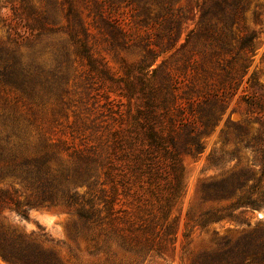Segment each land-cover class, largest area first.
<instances>
[{
	"label": "trees",
	"instance_id": "16d2710c",
	"mask_svg": "<svg viewBox=\"0 0 264 264\" xmlns=\"http://www.w3.org/2000/svg\"><path fill=\"white\" fill-rule=\"evenodd\" d=\"M257 1L0 0V10L10 9L8 17L0 15V84L28 108L22 118L0 113L4 260L62 264L1 219L4 209L26 219L27 208L40 205L71 208L85 228L86 251L103 252L102 264H142L163 257L175 240L178 214L171 216V209L184 192L182 156L200 155L204 138L214 131L247 73L258 30L247 27L246 13L251 10L253 22L260 23ZM195 14L197 25L180 43L176 65L169 68L164 60L155 65ZM96 37L117 58L120 75L110 73L93 54L90 40ZM122 52L136 59L129 61ZM254 75L252 71L245 79L248 86L255 83ZM71 76L82 93L81 105L69 115L62 104ZM98 78L116 83L126 99L125 111L113 108L107 96L97 109L95 100L88 105ZM238 99L245 105L241 119L231 118L232 108L220 128L226 149L206 156L219 172L199 184V206L185 213L180 256L188 264H264V224L236 236H214L211 246L187 252L193 228L222 221L249 226L239 214L264 210V93H242ZM52 100L56 108L39 110ZM42 115L46 120L36 123ZM81 187L85 189L79 192ZM130 193L135 211L114 209L118 195ZM112 245L131 257L114 260Z\"/></svg>",
	"mask_w": 264,
	"mask_h": 264
},
{
	"label": "rangeland",
	"instance_id": "374dc122",
	"mask_svg": "<svg viewBox=\"0 0 264 264\" xmlns=\"http://www.w3.org/2000/svg\"><path fill=\"white\" fill-rule=\"evenodd\" d=\"M260 5V23H254L251 10L246 13V25L249 29L258 30V37L255 40L256 49L252 56V61L248 67L247 73L244 76L242 83L237 89L235 95L232 97L228 107L225 109L219 123L216 125L214 131L204 138V149L197 158H193L188 155L182 156V165L184 169L183 173V194L175 201L171 209V216L178 214L177 228L175 233V240L172 245L165 251L163 257L153 256V258H146L142 264H188V260L183 257L181 260V245L184 242L182 232L184 228L185 213L189 207L197 209L199 206L200 198L198 196L197 187L199 184L207 178L216 175L219 170L213 166H210L206 161L207 154L213 150L226 149L221 143L220 128L224 124V120L228 113L231 112V118L233 120L241 119L242 113L245 110V105L239 102V95L242 93L251 94L264 93V0H258ZM259 8V7H258ZM123 9V8H122ZM120 8L119 11H122ZM125 10V11H124ZM123 10L122 17H125V21L129 20V12L126 9ZM10 14L9 6L2 7L0 15L8 17ZM198 22V14L191 16L187 19L181 29L180 36L176 44L171 48L161 53L156 62L159 64L162 60L170 68L176 65L178 58L181 56L180 43L185 39L189 30L196 27ZM3 29L0 27V34ZM92 52L96 57L102 58L106 62L107 67L114 76L120 75L119 62L111 52L105 49V45L97 37L91 38ZM124 57L133 61L136 56L129 52H122ZM255 71L254 78L255 83L252 86H248L245 83V79L252 72ZM70 77L69 82L66 84L67 92L63 93L65 103L62 104V112H66L69 115L72 114L75 106L81 105L79 96L81 90L76 87L75 80ZM92 98L88 101V105H92V101L95 100L94 108H99L98 105L106 102V100L112 101L113 108L118 106L121 110H126V99L119 94L116 83L108 79H96L94 87L90 90ZM105 96L108 98L105 99ZM70 100V102H69ZM75 103V105H73ZM123 103L122 105H119ZM55 107L54 100L47 103L46 108L42 107L41 111L50 112L51 108ZM131 113L134 112V104L130 105ZM27 105L23 102L16 93L9 90L0 84V113L15 116L16 118H22V114H25ZM43 113V112H42ZM41 116V115H40ZM44 118V115H42ZM60 116V114H58ZM126 115L124 114V118ZM38 117L36 123L46 120V117L40 120ZM71 119V117H70ZM64 120V117H62ZM117 128V124L113 126ZM258 127V123L251 124V131H254ZM99 134V133H98ZM96 142V141H93ZM242 155L246 158H251V153L248 150H243ZM83 187L78 188L79 192L83 191ZM136 188H131L133 192ZM119 202L114 205V209H126L128 212L135 211V198L132 193L123 196L118 195ZM23 205L21 204V207ZM137 210V209H136ZM1 219L6 227L14 231V234L22 235L24 239L39 246L47 253L53 254L58 258L62 264H102L105 260L103 252L97 254H89L85 248V242L82 234H85V228H83L82 220L72 212L71 208H67L63 205H40L30 206L27 208V218L19 217L15 212L4 209ZM117 216L123 217V212L118 211ZM240 220L248 222L249 226L240 222L222 221L219 223H211L206 228L200 230L193 228L190 232L187 244V252L189 254L196 253L197 251L209 247L213 244V237L228 234L236 236L241 230L251 228L256 224H264V210L250 211L246 210L239 214ZM75 230L78 231L75 233ZM214 231L216 233H214ZM111 250L113 252L114 260L127 259L131 257V254L123 252L120 248L112 245ZM0 264H20L17 262H7L0 256Z\"/></svg>",
	"mask_w": 264,
	"mask_h": 264
}]
</instances>
